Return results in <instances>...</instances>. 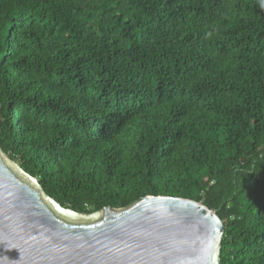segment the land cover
Masks as SVG:
<instances>
[{"label": "trees", "instance_id": "1", "mask_svg": "<svg viewBox=\"0 0 264 264\" xmlns=\"http://www.w3.org/2000/svg\"><path fill=\"white\" fill-rule=\"evenodd\" d=\"M0 151L77 213L195 201L264 264V0H0Z\"/></svg>", "mask_w": 264, "mask_h": 264}, {"label": "water", "instance_id": "2", "mask_svg": "<svg viewBox=\"0 0 264 264\" xmlns=\"http://www.w3.org/2000/svg\"><path fill=\"white\" fill-rule=\"evenodd\" d=\"M224 235L216 211L177 197L93 214L47 204L0 151V264H221Z\"/></svg>", "mask_w": 264, "mask_h": 264}, {"label": "rangeland", "instance_id": "3", "mask_svg": "<svg viewBox=\"0 0 264 264\" xmlns=\"http://www.w3.org/2000/svg\"><path fill=\"white\" fill-rule=\"evenodd\" d=\"M2 156H3V159H4L5 163L15 173V175L17 177H19L24 183L30 185L32 188H34L36 191H38L41 194V197H42L43 201L48 204V198L42 192V189H41L38 181L35 180V179H34V181L30 180L29 177H27V176L23 175V173H21V169H20V167L17 164H15L12 161H10L5 155L2 154Z\"/></svg>", "mask_w": 264, "mask_h": 264}, {"label": "snow or ice", "instance_id": "4", "mask_svg": "<svg viewBox=\"0 0 264 264\" xmlns=\"http://www.w3.org/2000/svg\"><path fill=\"white\" fill-rule=\"evenodd\" d=\"M0 254H3L2 251H0Z\"/></svg>", "mask_w": 264, "mask_h": 264}, {"label": "clouds", "instance_id": "5", "mask_svg": "<svg viewBox=\"0 0 264 264\" xmlns=\"http://www.w3.org/2000/svg\"><path fill=\"white\" fill-rule=\"evenodd\" d=\"M120 211V210H119Z\"/></svg>", "mask_w": 264, "mask_h": 264}]
</instances>
